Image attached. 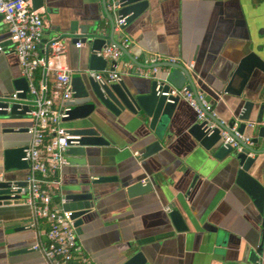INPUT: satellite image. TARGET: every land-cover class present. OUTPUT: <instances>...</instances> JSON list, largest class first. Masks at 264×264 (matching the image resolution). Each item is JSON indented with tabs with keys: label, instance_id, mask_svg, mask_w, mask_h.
Instances as JSON below:
<instances>
[{
	"label": "crops",
	"instance_id": "0c3cea01",
	"mask_svg": "<svg viewBox=\"0 0 264 264\" xmlns=\"http://www.w3.org/2000/svg\"><path fill=\"white\" fill-rule=\"evenodd\" d=\"M38 9L44 16L46 39L68 38L66 62L72 75L84 69L88 48H77L73 38H82L86 26L92 30L100 23L109 33L110 22L101 0H44ZM115 34L120 43L125 37L131 39L130 51L140 61L159 55L162 61L192 64L200 79V93L213 104L217 118L230 120L245 100L264 102V70L243 68L236 73L251 53L264 62V0H150L149 8L137 20ZM7 36L1 19L0 98L20 89L17 81L23 78ZM108 61L107 71H111L112 62ZM129 61L123 56L118 70ZM122 78L127 83L142 82L145 90H150L153 81L150 75L135 73L123 72ZM224 86L234 92L224 91ZM237 91L241 95L235 94ZM196 122L195 109L182 98L164 149L138 161V139L149 130L148 120L134 115L111 120V128L105 127L110 144L92 151L86 165L64 167L63 194L73 191L82 179L118 177L101 185L105 193L99 218L87 215L85 223L77 227L83 248L96 264H119L123 253L141 248L153 264H246L247 245L264 247V215L237 183L238 163L218 159L198 144L188 132ZM32 123L27 112L0 119V176L7 180L26 181L30 173L29 166L5 171V150L28 147ZM98 124L105 126L101 121ZM64 125L68 128L72 124ZM246 133L258 136L259 128ZM259 160L252 171L264 183V154ZM145 178H154V190L129 198L121 181L133 183ZM24 197L0 204V264H46L42 252L32 249L36 233L29 226L32 212L22 202ZM88 204L69 200L66 207L79 209ZM167 208L183 214L186 231L177 230Z\"/></svg>",
	"mask_w": 264,
	"mask_h": 264
},
{
	"label": "water",
	"instance_id": "95a60500",
	"mask_svg": "<svg viewBox=\"0 0 264 264\" xmlns=\"http://www.w3.org/2000/svg\"><path fill=\"white\" fill-rule=\"evenodd\" d=\"M105 15L110 22L109 33L103 24L95 25L92 30L88 26L83 32L81 38L83 46L88 48L87 66L84 69L75 72L72 75L73 100L67 103L71 106L66 122L71 123L68 126L70 133L80 135L79 143L71 145L66 152L68 164L83 166L87 164V157L97 147L110 144V133L105 127L111 126V120L126 118L128 115H134L141 120H148L149 130L142 133L138 139L141 152L137 154V160L145 159L155 155L164 149L166 139L169 137L170 122L175 110L181 100L179 97H173V102L167 100V97L159 96L156 91L158 80L165 82L164 89L170 86L176 88L187 87L194 91L199 98L201 87L198 73L195 67L190 63H181L175 61H160L156 63H147L136 58L130 48H124L116 36V19L122 16L126 19V24L121 26L125 29L128 25L137 20L150 6V0H101ZM44 5V0H34V8ZM2 15H0V20ZM74 42L78 40L73 38ZM46 41V39L44 40ZM114 44L124 52L132 63L147 70L157 68L153 72L152 85L150 90H145L142 82L134 81L127 83L123 78L121 80H110L108 59L98 54L103 48ZM0 46L2 44L0 43ZM255 53L246 56L239 64L236 73L243 68L249 72L254 67L264 70V62L256 58ZM116 62H113V64ZM114 70L111 67V71ZM103 72L105 82L101 83L91 75V72ZM20 89L24 92L18 95L17 99L4 96L0 98V119L12 118L19 114H24L28 106L22 101L26 98L28 82L25 78L17 81ZM245 83V80L243 84ZM224 91L234 92L228 86H224ZM235 94L241 95L240 92ZM206 97L205 94H202ZM208 100V99H207ZM259 105V108L257 106ZM20 108H23L20 110ZM257 115L253 116V111ZM103 122L105 126L98 123ZM258 126V136L247 134L248 129H255ZM236 128L239 133L251 137V144L236 138L243 146L241 151L232 146H224L222 143V133L228 132L234 135L233 129ZM189 134L204 149L213 153L218 159H230L238 163L237 183L253 198L260 213L264 215V183L253 174L252 167L260 161L264 154V102L258 103L254 99L245 100L239 113L234 112L230 120H222L213 115V112H207V119L196 122L190 126ZM24 146L7 148L5 150V171L28 167L29 164L23 157L25 155ZM141 163V162H140ZM118 177L111 175H101L97 178L82 179L75 183L73 191L66 194L69 200L88 201L86 207L73 209V217L76 219V227L85 223V217L94 214L99 218V208L102 206L101 197L105 193L101 185L116 181ZM18 186H26L27 182H16ZM126 189L129 198H136L150 193L155 188L154 178H145L137 182L128 183L121 181ZM13 181L0 176V204H11L19 198V190L13 189ZM15 194V195H14ZM104 197V196H103ZM169 208L171 219L178 231H186L188 225L183 214L178 210ZM243 262L246 264H264V247H251L247 245L244 251ZM119 264H153L149 255L144 249H133L130 252L123 253Z\"/></svg>",
	"mask_w": 264,
	"mask_h": 264
},
{
	"label": "built area",
	"instance_id": "2783aa9c",
	"mask_svg": "<svg viewBox=\"0 0 264 264\" xmlns=\"http://www.w3.org/2000/svg\"><path fill=\"white\" fill-rule=\"evenodd\" d=\"M0 15L7 26V40L19 58L21 75L28 82L23 103L28 106L26 112L33 118L28 128L31 142L25 148L23 157L30 169L27 185L12 184L14 190H19V196H25L22 202L31 208L32 221L29 226L36 233L32 249L42 252L46 264H96L79 240L74 210L66 207L69 199L61 191L62 171L68 164L66 152L71 145L78 144L81 138L70 133L64 125L71 110L67 102L73 100L74 94L72 70L66 62L68 38L55 36L46 39L44 16L38 8H34V0H0ZM125 24L126 19L117 16L116 30H121ZM77 38L75 46L81 48L84 43L81 37ZM131 43L129 37L121 42L127 49ZM0 51H3L2 46ZM98 54L112 62L114 70L109 71L110 80H121L123 72L148 76L158 70H147L129 61L123 62L122 70L119 71V61L124 52L114 44L106 46ZM162 60L161 56L156 55L147 63ZM91 75L95 80L105 82L103 72L92 71ZM164 86L165 82L158 80L157 94L167 97L170 102H173V97L186 99L195 109L198 121L206 120L207 112H213V104L201 93L197 98L194 91L186 86L181 89L170 86L167 90ZM23 92V89H18L10 97L17 99ZM233 133H222L224 146L230 145L241 151L243 146L237 137L251 144L250 136L239 133L236 128Z\"/></svg>",
	"mask_w": 264,
	"mask_h": 264
}]
</instances>
